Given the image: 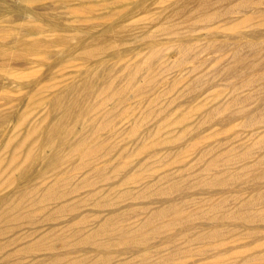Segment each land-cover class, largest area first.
Segmentation results:
<instances>
[{
	"label": "bare ground",
	"instance_id": "bare-ground-1",
	"mask_svg": "<svg viewBox=\"0 0 264 264\" xmlns=\"http://www.w3.org/2000/svg\"><path fill=\"white\" fill-rule=\"evenodd\" d=\"M149 1H136L128 8L104 1L98 6L108 12L96 19L111 20L112 30L136 27L150 12ZM189 1L182 0L183 7L174 14L190 21L193 31L229 28L235 32L258 17L264 23V0H239L226 10H211L207 0H198L187 10ZM8 11L18 13L21 8L0 4V12ZM84 11L93 14L94 9ZM230 13L243 18H226ZM32 15L18 30L19 36L11 26L0 27V40L16 45L2 46L0 56L24 61L33 55L46 61L59 45L63 47L59 64L69 66L79 60L86 70L80 71L79 82L65 83L51 94L47 116L28 133L26 129L21 142L15 144L13 136L6 141V150L12 153L0 160L2 264H27V254L33 256L28 264H264V146L256 141L237 146L223 139L205 144L207 137L220 135L216 131L206 136L205 129L214 125L216 114L231 109L232 102L209 109L206 103H196L199 92L192 87L185 100L176 95L161 104L178 84L162 89L165 72L170 66L182 68L198 60L202 50L178 39L182 57L170 65L154 40L147 55L139 53L128 62L125 51L108 54L125 42L123 38L88 32L73 45L70 30L61 23ZM159 27L171 31L170 25ZM149 36L143 33L136 40ZM28 37L35 38L27 42ZM212 49L232 52L237 63L244 61L238 46ZM111 59L123 63L117 67ZM248 67L254 70L244 76L241 90L264 80L260 65L249 61ZM238 72L237 65L228 66V75L236 77ZM248 113L245 108L237 111L245 118L243 125L257 132L264 125V109ZM239 119L221 121L222 132ZM149 121L155 125L148 126ZM27 143L34 144L29 151ZM193 148L197 149L191 152ZM36 162L40 164L35 170ZM14 172L35 175L45 185L22 187ZM4 186L13 190L5 193ZM25 224L34 229L18 234ZM29 236L33 238L27 245L22 241Z\"/></svg>",
	"mask_w": 264,
	"mask_h": 264
},
{
	"label": "rangeland",
	"instance_id": "rangeland-1",
	"mask_svg": "<svg viewBox=\"0 0 264 264\" xmlns=\"http://www.w3.org/2000/svg\"><path fill=\"white\" fill-rule=\"evenodd\" d=\"M104 1H109V2L116 1L115 3L125 4L127 5V7L126 6L123 7L128 8L129 5H131L130 7H132L133 3L141 0H131V1L130 0H125V1L122 0H0V4L7 3L10 6L13 7L17 6L21 8V11L18 13L8 11L7 14H3L2 12H0V27L7 29H11L13 27L11 30H16L15 36H19L20 32L23 30L22 24L26 21L28 22L29 20H31L33 16L32 14L34 15L38 14L40 16H44L46 19L57 21L61 23L63 28H66L67 30L69 29L70 31L67 32V34H69L72 37L71 44L73 45L80 39V37L84 38L85 36H87L86 34L88 32L92 34L106 33L109 37L115 36V37L123 38L125 42L120 47L109 50L108 54L110 56H114L115 54L114 52L116 51H123V52L125 51L127 52L128 56L125 58L124 61H128V62L129 61L133 62L130 59L134 58L135 60L138 57L139 53L141 54L143 53V56L147 55L148 51H150L151 49V45L153 44V41L155 40L157 47L160 48V50L163 48L161 54L163 56H166L165 60L167 61V63L172 65L182 57V54H180L179 52L181 46L177 41L178 39L186 41L192 45L194 44V47L200 48V51L202 50L201 52L202 54H200L201 55L200 58H198V60L195 59L192 61H188V64L186 62L182 68H176L170 66L171 68H169L165 72V76H166L165 81L161 83L160 87L162 89L163 87H169L172 84H174L176 81H178V84L172 91L170 92L168 91L161 104L166 102L169 99V97H173L176 95L177 96L181 95V99L185 100L186 96L184 94H186L187 90H189L192 87L193 89L197 90L196 92H199V95L197 97L198 101L196 99L197 101L196 103H200V102L206 103V106L209 109L210 108L212 109L214 107L217 108V106L219 105L220 107H222L227 102H232L233 106L231 107V109L226 110V112L222 111L218 113V116L217 114L215 115L216 117L214 119V125H213L216 126L214 127L215 129L213 128V126L209 127L208 129H205L206 131L204 132V134L206 136H209L216 131L220 132L219 133L220 135L218 137H209V138L207 137V141L205 144H209V145L215 144L218 139L220 140L223 139V141L224 140L225 142L228 141L231 144L237 146L252 144V142L254 144H256V142L261 143V145L264 146V125H261L260 128L257 130V132H253L252 128L245 127L243 125V121L245 120V118L237 114V111L241 108L243 109L245 108L247 113L253 112L258 108L264 109V102H263L264 92H262L264 91L263 90L264 80L253 86L247 88L244 87L242 90H241L242 86L238 87L239 84L242 82V80L245 77H247L250 74V72L254 70L248 67L249 61L250 62L254 61V63L260 65V67L264 70V64H263L264 63V49H263L264 23L262 22L263 20L262 17L256 18L253 21V23L247 26H243L239 31L234 32L229 28H223V29L214 28L211 29V31L208 30L200 33L197 31H193L191 29L190 21L186 22V18L183 15L179 16L177 14L176 15L174 14L175 10L181 9L183 7L184 4L183 2H181L182 0L166 1L165 3L156 2L158 4L154 3L155 2L154 0H151L148 2L150 12L148 14L142 15L141 17L142 20L140 21L138 26L136 27L134 26L123 30L119 29L118 27H115L114 30H112L111 27L114 24H112L111 20L99 21L98 19H96V17H101L108 12L107 8L98 6L99 3H102ZM207 1H210L212 4L211 10H218V9L226 10L227 8L236 6L235 4H237L239 0H224V1L207 0ZM197 4H198V0H190L188 4L189 7H187V10L188 9L192 10L193 7H195ZM89 7H92L94 9L93 14H89L84 11ZM166 7L169 9H167ZM7 18L9 19L7 20ZM226 18L239 19L243 17L242 14L238 15V13H230L229 15H227ZM145 24H147V27ZM163 25L165 26L170 25L171 31L167 29L166 31L165 29L161 30L159 26H163ZM10 26L11 28H9ZM173 27L175 29H178L177 33L173 32L172 30ZM18 30L20 32H18ZM143 33H149L150 36L147 37L145 40L138 42L136 40V36H139ZM169 34L171 37L169 36ZM45 36L49 38L50 34H45ZM34 38L35 37H28L27 42H31ZM214 40L217 42H215ZM9 41L10 40H8L7 42H3L0 40V48L5 45L11 48L16 47L14 43ZM250 41H252V43ZM220 45H225L227 47L238 46L242 50L241 53H243L242 58L244 61H240V63H237L233 61L232 52L218 53L212 49ZM60 53L63 54V47L58 45L51 49L50 58L49 60L46 61H41L36 56L33 57V55L27 56L26 60L24 61H19L16 59L13 61V59H4L2 56H0V154H1L0 160L3 159L7 160V158L11 156L10 155L12 153L11 150L10 151L6 150L5 147L7 143L6 141H8V139L11 136L15 137L16 139L15 144L19 143L23 140V135L26 129L28 133L33 126L42 123V121L48 114V108L46 106V102L48 98L51 96V94L55 93L57 90L62 88V86L65 83H77L80 81V71L81 70L84 71L86 70V68L85 67L83 68L79 60H76V62H74L69 66H63L62 63L59 64L57 62V59ZM64 55L66 56L65 59L68 60L67 53L65 54L64 52ZM71 61H75V60L73 59ZM110 61H112L113 63L115 62L114 64L117 67L123 63L121 60L111 59ZM234 65L235 66L237 65L239 70L238 72L239 76L236 75V77L230 76L227 73L228 66H234ZM241 72L243 75L241 74ZM254 73H259V72L258 70L255 69ZM189 81H191L192 84ZM235 86L238 87L239 89L234 90ZM254 89H257L256 93ZM231 91L232 93H229ZM249 93L250 94L255 93L254 97L253 96L250 97ZM6 96H8V98H6ZM248 96L252 101L249 100ZM241 101H243V103H241ZM139 111L141 110L139 109ZM7 116H9V118L6 119ZM246 116H250L249 113ZM236 118H240V119L236 120V122L233 123L231 127H227L228 131L225 132L224 130V132H222L221 124L219 125V123L223 120H230V119L232 120ZM242 118L244 119L243 121ZM53 121H54V117H52L50 123ZM154 125H155V121L151 123L149 121L148 126H154ZM261 134H263V136ZM255 138L257 139L259 138V139L257 140ZM205 139L206 138H204V140ZM201 145L202 143H200V146ZM33 146L34 144L30 145L27 143V151H29L30 148H32ZM197 148H193L191 152H193V150ZM194 162L195 161H193L192 163ZM39 164L40 163L36 162L35 165L33 166V169L34 168L35 170L38 169ZM14 173L17 175L16 176L17 178L22 179L21 186L22 187L27 186V189L33 187L34 185L37 186L45 185V183L41 182L39 178L35 177V175L27 174L28 176L26 177L19 172H14ZM5 176L7 177V174ZM3 180L4 178L1 179L0 182L3 183L4 182ZM5 189H6V191H4L5 193L11 192V190H13L12 188H8L4 186L3 190ZM77 227L78 225H74V228ZM33 229H34L33 227L25 224L19 228L17 233L26 234L28 231H31ZM73 229H68L69 231L67 229L64 230H67L65 232L70 233ZM34 235L36 234H33V236ZM33 236H29L26 240L22 242L25 244L27 243L28 245L32 241ZM16 248L20 249L21 246L18 245L16 246ZM42 254L45 257L44 253ZM14 258H16V256ZM32 258L33 256L31 254H27V264L32 260ZM0 264H2V261H0Z\"/></svg>",
	"mask_w": 264,
	"mask_h": 264
}]
</instances>
